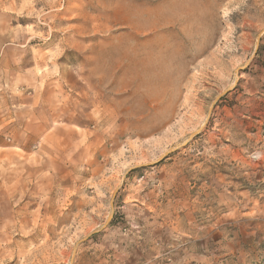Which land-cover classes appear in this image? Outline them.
<instances>
[{
    "label": "rangeland",
    "instance_id": "1",
    "mask_svg": "<svg viewBox=\"0 0 264 264\" xmlns=\"http://www.w3.org/2000/svg\"><path fill=\"white\" fill-rule=\"evenodd\" d=\"M263 29L264 0H0V264L95 230L73 264H264V34L153 164Z\"/></svg>",
    "mask_w": 264,
    "mask_h": 264
},
{
    "label": "crops",
    "instance_id": "2",
    "mask_svg": "<svg viewBox=\"0 0 264 264\" xmlns=\"http://www.w3.org/2000/svg\"><path fill=\"white\" fill-rule=\"evenodd\" d=\"M6 48H2V50L0 49V87H2V90L0 89V98L2 96L1 93L6 92L7 90H10V88H7L6 84L8 85V73L5 71V68H8L9 66L6 64L7 60H6V55H7V51H5ZM12 50V49H11ZM10 51V49H9ZM5 53V55H4ZM173 58V56H168V60L166 61V63H170V60ZM38 79H36V87L39 86L38 84ZM35 90V96L38 95L37 92V88L34 89ZM40 100H33V103L30 104H26L24 106H26V112H29V108L33 109L35 106L39 105ZM19 116H15L14 118H10L7 116H1L0 115V148H7V141H9V137L12 135V132H10V130H15L17 128V126H22V118H18ZM28 120V119H26ZM31 121V120H28ZM27 129H31L30 125H27ZM262 141V148L261 150H263L264 148V139L261 140ZM84 253V254H83ZM87 252H83L82 250L80 251V254L78 256V260L76 262V264H102V262L100 261L99 258H97V256H92V257H87L85 256Z\"/></svg>",
    "mask_w": 264,
    "mask_h": 264
},
{
    "label": "water",
    "instance_id": "3",
    "mask_svg": "<svg viewBox=\"0 0 264 264\" xmlns=\"http://www.w3.org/2000/svg\"><path fill=\"white\" fill-rule=\"evenodd\" d=\"M264 34V29L257 35V39H256V48H255V51H254V54L253 56L245 63L244 66L238 68L236 71H235V75H236V81H235V84L232 85L231 87H229L227 90H225L224 92H222L220 95H218L214 100H213V103H212V106L210 107V110H209V116H208V119L206 120L205 124L200 127L196 132H194L193 134H191L189 136V138L184 141L183 144L181 145H178V146H175L173 148H171L170 150H168L165 154H163L155 163L153 164H157L159 162H162L165 158H167L170 154L176 152L177 150H179L180 148L182 147H185L186 145H188V143L193 140L196 136H198L202 130L205 128V126L207 125L209 119H210V116L212 114V111H213V108L214 106L217 104V102H219L223 97H225L226 95H228L235 87L236 85L238 84L239 80H240V75H241V72L243 70H245L246 68L249 67V65L251 64V62L253 61V59L256 57L257 55V52L259 50V47H260V41H261V38ZM153 164H149V165H145V166H151ZM137 168V167H136ZM136 168H131L130 170H128L126 172V175L125 177L134 169ZM121 186L118 187L113 195H112V198L110 200V207H111V213L108 215L107 219H106V222H105V225L103 227V229L107 228L110 223L112 222L113 220V217H114V209H115V200L117 198V195L119 193V190H120ZM99 232V230H95L93 231L92 233H90L88 236H86L85 238H83L82 240H80L78 242V244H76L74 250H73V253H72V257H71V260H70V263L69 264H73L74 261H75V258H76V255H77V250H78V246L84 242H86L87 240H89L90 237H92L93 235L97 234Z\"/></svg>",
    "mask_w": 264,
    "mask_h": 264
},
{
    "label": "bare ground",
    "instance_id": "4",
    "mask_svg": "<svg viewBox=\"0 0 264 264\" xmlns=\"http://www.w3.org/2000/svg\"><path fill=\"white\" fill-rule=\"evenodd\" d=\"M227 19V18H226Z\"/></svg>",
    "mask_w": 264,
    "mask_h": 264
}]
</instances>
